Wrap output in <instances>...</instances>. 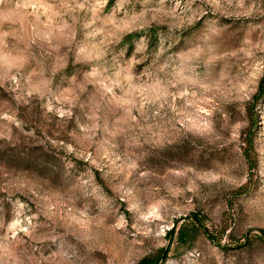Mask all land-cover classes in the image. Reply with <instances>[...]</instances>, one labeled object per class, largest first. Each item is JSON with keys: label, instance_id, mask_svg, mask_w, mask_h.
<instances>
[{"label": "rangeland", "instance_id": "rangeland-1", "mask_svg": "<svg viewBox=\"0 0 264 264\" xmlns=\"http://www.w3.org/2000/svg\"><path fill=\"white\" fill-rule=\"evenodd\" d=\"M35 2L0 0V264H264V70L248 68H264V0H107L50 22ZM133 57L151 75L129 85ZM180 68L193 83L172 88ZM193 92L212 100L203 131L177 123Z\"/></svg>", "mask_w": 264, "mask_h": 264}, {"label": "clouds", "instance_id": "clouds-1", "mask_svg": "<svg viewBox=\"0 0 264 264\" xmlns=\"http://www.w3.org/2000/svg\"><path fill=\"white\" fill-rule=\"evenodd\" d=\"M194 2H195V0H190V3H194ZM203 2L211 5L213 10H215V8L218 6L219 0H203ZM228 2L231 3V0H228ZM85 4H88L90 6V11L95 16L107 4V0H83V2H79V0H53L52 3H45L44 0H36V2L31 4L30 6L34 10L41 9L42 14H44V15H48L50 13V15H48V19L50 22L53 17H58V16L65 14V13H62V12H60L58 10H54V9L61 8V9H65L67 12L82 11L85 8ZM237 6L239 7L241 5L238 4ZM177 7H179V5H177ZM154 11H160V9H155ZM250 12H251V10H249V12H247V13H244V15H249ZM174 13H175V9H173L172 13H170V14H174ZM205 14L206 13H204L203 11L201 12V15H205ZM143 16H144V13H140V16L139 17H133V20H136L138 18L142 19ZM104 23H105V25H112L113 29L118 28V25L116 24L115 20L112 19L111 17L108 18L107 20H105ZM125 27H127V25H125ZM102 31H103V29H102ZM129 31H131V29H129ZM215 34L216 33L214 30H211L209 32V34H206L203 37L204 43L207 44L208 40L210 39V36L215 35ZM109 35H111V33H109ZM105 42L111 43V41H109L107 39V37L105 38ZM245 43H248V41H245ZM204 50H205L204 48L198 46V50L195 53V56H199ZM137 51H139V50H137ZM207 51L211 52L212 49L209 47V48H207ZM247 55H248L249 59H252L251 53H248ZM141 63H142V60H136L134 57L130 58L126 62V64L119 66V71L117 74L119 75L122 73L124 81L128 82L129 85H131L133 79H139L140 76L151 75V73H148L144 70H141L140 76H134L133 69ZM167 67H168L167 64L160 65L156 69V71L163 72ZM248 68L250 69L249 74H250V76H252V78H255L260 70H264V68H262L258 62H253L251 65L248 66ZM183 72H184L183 68L176 70L173 78L168 81L169 85L172 88H176L178 85L183 84L185 82L193 83L192 80H190L188 77L183 75ZM13 83H15L14 78H13ZM134 90L137 91L138 93H141L143 91V89H141L139 87L135 88ZM28 94L31 95V93H28ZM160 95L161 96L164 95L163 91H161ZM176 95L179 97H186L188 95V93L186 91H178ZM192 97H193V99L186 101V106L193 109V111L191 113L183 114L184 118L178 119L177 123L180 124L181 127H189L191 129H196L198 131L206 130L209 127L207 118L212 115L211 109L209 107H206V105H211L212 100L210 98L197 100L195 98L194 92L192 93ZM175 98L176 97H173V99H175ZM64 99L67 101L68 95H65ZM46 107H47V111H49V112L52 111V108L50 106L46 105ZM173 110H175V109H173ZM57 115H58V117L63 118L65 116L70 117L72 115V113L70 111H57ZM177 115H181V114L178 113ZM2 118L3 119H10V117H2ZM81 130L85 131V129H81ZM69 151H71V148H69ZM106 157H107V153H105V156L103 158H106ZM132 166L134 167V165H132ZM189 171H191V170H189ZM215 179H219V177H216ZM189 190H191V189H189ZM72 211L73 210L71 208L68 209L67 219L69 220V222H71L72 220H75V217L71 215ZM57 215H58V206L56 204L48 202L46 204V211L44 213L45 219H52L53 216H57ZM38 216H39V214L33 213L30 217H25V219L23 221H20L19 218L11 221L6 226L5 233H4V239L6 241H8V245H6V247H8V246H11L12 248L17 247L20 243L21 234L24 237L31 238L32 230L36 227V225L33 224V221L37 220ZM80 216L83 217L84 219L77 221V224L82 229L87 231V214H86V212H81ZM155 218L159 219L160 217L157 214ZM0 226H3V225L0 224Z\"/></svg>", "mask_w": 264, "mask_h": 264}, {"label": "trees", "instance_id": "trees-1", "mask_svg": "<svg viewBox=\"0 0 264 264\" xmlns=\"http://www.w3.org/2000/svg\"><path fill=\"white\" fill-rule=\"evenodd\" d=\"M27 160H29V156H27Z\"/></svg>", "mask_w": 264, "mask_h": 264}]
</instances>
